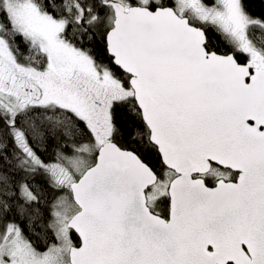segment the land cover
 I'll return each instance as SVG.
<instances>
[{
	"label": "snow or ice",
	"instance_id": "obj_1",
	"mask_svg": "<svg viewBox=\"0 0 264 264\" xmlns=\"http://www.w3.org/2000/svg\"><path fill=\"white\" fill-rule=\"evenodd\" d=\"M0 264H264V0H0Z\"/></svg>",
	"mask_w": 264,
	"mask_h": 264
}]
</instances>
